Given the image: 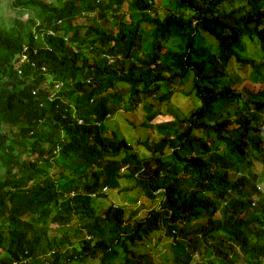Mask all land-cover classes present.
I'll return each mask as SVG.
<instances>
[{"label":"trees","instance_id":"obj_1","mask_svg":"<svg viewBox=\"0 0 264 264\" xmlns=\"http://www.w3.org/2000/svg\"><path fill=\"white\" fill-rule=\"evenodd\" d=\"M12 2L33 9L35 17L12 28L0 26V121L23 125L17 132L0 133V166H5L0 173V264H157L151 251L139 246L160 230L172 235L173 228L177 233L170 244L171 264H251L264 259V193L241 170L256 161L264 164V0ZM131 11L141 16L131 18ZM33 26L52 31L43 35L50 49L34 50L39 44ZM205 34L215 50L199 43ZM25 46L35 64L25 62L19 74L14 62ZM105 53L122 57L108 65ZM153 64L157 74H152ZM42 66L73 85L65 84L61 99L40 107L31 92L48 79ZM187 83L201 104L185 118L190 126L178 133L173 160H157L153 174V164L130 151L121 160L112 159L127 148L125 140L117 133L107 137L105 125L78 124L70 112L72 105L86 123L102 120L120 109L121 102L134 109L153 94L163 101L172 94L169 87L179 93ZM124 86L129 88L123 91ZM95 93L97 99L90 103ZM45 115L49 130L35 133L33 152L16 153L17 146H3L20 144ZM155 117L143 124L149 126ZM61 129L67 138L58 153L62 169L56 179L40 167L41 145L49 142L48 153L54 157ZM127 163L132 165L123 177L139 180L140 192L150 198L138 194L133 205L150 200V207L155 189L166 186L161 207L152 206L141 219L135 218L134 206H116L106 193L88 195L104 185L117 187ZM74 165L86 166L81 181L64 175L63 169ZM142 169L147 173L143 179ZM261 180L264 186V170ZM72 190L75 194L69 195ZM198 191L207 195L199 196ZM252 196L257 197L255 205ZM200 207L209 215L206 224L173 225L182 215L191 218ZM32 215L35 222L29 220ZM47 221L71 227L78 240L49 234ZM47 253L49 257H43Z\"/></svg>","mask_w":264,"mask_h":264},{"label":"rangeland","instance_id":"obj_2","mask_svg":"<svg viewBox=\"0 0 264 264\" xmlns=\"http://www.w3.org/2000/svg\"><path fill=\"white\" fill-rule=\"evenodd\" d=\"M129 0H125V2H128ZM131 18H138L141 16L140 12L133 11L131 14ZM32 16L35 17V11L31 8H21V9H15L11 5V0H3L0 3V23L4 25H10L12 24L14 26L15 20L18 19L20 21H26L29 20ZM90 21H93L95 19V16L87 17ZM84 19H77L76 22L82 21ZM13 26H9L8 28H12ZM24 29L26 31L30 30V26L26 25L24 26ZM84 28L82 29V31ZM27 38V35L24 36ZM199 43L203 44L205 46H208L211 50H215L213 41L211 40L210 36L205 34L199 36ZM249 54L257 57H261L259 53H255L252 51H248ZM146 53H142L141 56H145ZM156 68H153L152 74H155ZM121 85L118 84V87ZM129 88L128 86H124L122 90H126ZM176 88L173 86V92L170 95L169 98L166 100L160 101L158 95H152L149 97H145L142 102L137 103L134 109H130L127 107V105H124L121 110H116V113L113 114L112 118L106 122L107 126L110 128V131L107 132V136H112L113 132H118L119 135L123 136V139L125 142H129L133 146L134 152H138V156L136 155L137 159L142 158V162L146 160L147 157L152 156L153 147L150 148L148 144L146 143H152L154 148L156 149V141L152 142L153 139H155V136H157L158 141L165 138V136L170 135L171 133L176 135L177 130L181 128H184L186 126L184 120H181L183 118H186L187 116L191 115L192 112L200 105V100L195 96V93L191 91L190 83H187L183 85V88L181 92H176ZM185 94L186 96H184ZM190 96V98H189ZM181 100H186L184 103L181 102ZM127 107V108H126ZM158 112V116L155 118L157 121H152V123L145 127L143 126V122H145L147 119V116L153 112ZM177 121H173V120ZM173 121V126H172ZM156 123H166L163 126H157ZM157 130V134H155L154 128ZM159 129H162L163 133H160L162 131H159ZM165 135V136H164ZM151 139V141H150ZM10 146L7 144L5 148ZM9 150V149H8ZM10 151V150H9ZM6 152V150H5ZM165 157L167 160L171 161L172 158L169 155V147L166 146L165 148ZM158 154H162V152H158ZM133 155V153L131 154ZM145 157V159H144ZM51 165V173L55 178H58L59 175V168L53 167L51 163L45 164V166ZM155 167V164L154 166ZM5 166H0V173H4ZM66 176L72 180L79 181V177L82 176L84 172V168L82 166H76L74 168H68L66 167L64 170ZM127 172V169L124 168L121 169L119 179V186L118 187H109V190L107 191L108 198L115 202L116 205L120 206H129V210L133 207V212L136 215L135 218L141 219L144 218L150 210L152 206H159L160 201L162 199V194L160 192L154 191L155 198L153 204L148 207L146 204L149 203L150 200L145 202V205L139 206L140 200L137 201L135 204L134 197L138 194L144 195L141 196L144 200L150 199L147 197L144 193H141L140 186L138 184L139 180H136L134 177L125 178L123 175ZM165 174V172H164ZM14 175V174H13ZM73 186V184H72ZM106 192V190H105ZM139 197V198H141ZM32 221L35 220V217L30 218ZM18 227H21L20 220L18 221ZM48 227L50 228L49 234L52 235V233L57 236L58 238H61L62 236H68L73 241H77L78 238L75 236L76 234H73L71 232V227L69 226H57L56 224H48ZM22 229V228H21ZM170 240L167 239L163 235L162 232L156 233L152 239L144 244H141L139 248L145 252V251H151V253L154 255L157 264H166V259H169V262L171 261V249L169 247ZM49 257V253L46 255H43V257ZM41 259L42 256H39ZM168 262V263H169ZM96 264V263H94Z\"/></svg>","mask_w":264,"mask_h":264},{"label":"clouds","instance_id":"obj_3","mask_svg":"<svg viewBox=\"0 0 264 264\" xmlns=\"http://www.w3.org/2000/svg\"><path fill=\"white\" fill-rule=\"evenodd\" d=\"M3 0H0V3L2 2ZM11 5H12V7L13 8H15V9H21L20 7H15L14 5H13V2H12V0H11ZM132 12L133 11H131L130 12V15L132 14ZM139 12V11H138ZM141 14V13H140ZM147 14H150L149 12H147ZM84 17V16H83ZM85 18V17H84ZM18 21H20V20H18V19H16L15 20V23L16 22H18ZM27 21V20H26ZM23 22H25V21H23ZM0 26L1 27H3V28H8L9 26H13L12 24H10V25H4V24H2V23H0ZM32 29H33V33H34V36L38 39L37 40V43L39 44V46L38 47H35L34 48V50L35 51H37V49L40 47V48H44V49H50V45H48L44 40H43V35L46 33V34H49V33H52V31H50L49 29L47 30H41V31H37L36 29H35V27L33 26L32 27ZM26 50H27V46H25L24 47V51L21 53V54H19L18 55V59L14 62V66H15V68L17 69V71H18V73L19 74H21L22 73V66H23V64L25 63V62H27V63H30L31 64V66L32 65H34L35 63L34 62H32V61H29V58H28V54L26 53ZM142 54V53H141ZM104 57L106 58L105 59V61H106V63L108 64V65H113L114 63H115V61L118 59V58H121L122 57V55L121 54H114V53H105L104 54ZM101 58H103V54H101ZM152 68H156V64H153L152 65ZM42 69H43V71H44V75L47 77L48 76V79H45V82H44V84H43V82L41 83V84H39V85H37L36 87H34L33 89H32V94L35 96V97H38L39 99H40V102H39V105H40V107H43L46 103H48V102H53V101H55V99L56 98H60L61 99V96H60V94H61V92L63 91V88H64V86H65V84H71V85H73V81L72 80H70L69 78H66V79H63V80H60V79H56L55 77H53V75L50 73V71H48V69H47V67L46 66H42ZM155 74H157V69H156V72H155ZM163 74H166V71H163ZM6 79H8V77H6ZM9 81H11L10 79H9ZM48 81H52L53 82V84L51 85ZM121 86H122V84H120ZM120 86V87H121ZM129 86V85H128ZM24 87V85H21L20 86V89L21 88H23ZM117 87H118V85H117ZM120 87H118V88H120ZM165 87V83H163V86H162V88H164ZM10 88L11 89H13V90H15L16 88L13 86V85H11L10 86ZM161 88V89H162ZM169 89L173 92V88L172 87H169ZM111 91V90H110ZM107 92H109L108 90H107ZM97 94L95 93L93 96H92V98L90 99V103H92L94 100H96L97 99ZM153 96H154V94H153ZM196 96V95H195ZM197 97V96H196ZM198 98V97H197ZM199 99V98H198ZM200 100V99H199ZM120 102V101H119ZM200 104H201V101H200ZM120 105H121V108L120 109H118V110H121L122 109V107H124V102H121L120 103ZM71 107V109H70V112H71V114H72V117H73V119L78 123V124H88V125H97V126H102V125H105V127H106V129H107V131L105 132V135L107 136V132H109L110 131V128L107 126V124H106V122L108 121V120H110L111 118H112V116H113V114H115L116 113V110L115 111H113L112 113H108L107 115H106V117H105V119H102V120H96L95 118H93L92 120H91V122H89V123H86V121H85V119L83 118V117H80L78 114H77V108L76 107H73L72 105L70 106ZM127 108V107H126ZM197 109V108H196ZM196 109L194 110V111H196ZM128 110H132V109H128ZM193 111V112H194ZM192 112V113H193ZM156 114V117L158 116V112H156V111H153V112H151L148 116H147V120L145 121V122H148L149 121V119L151 118V116H152V114ZM155 117V118H156ZM154 118V119H155ZM187 118V117H186ZM181 120H184V122L183 123H185L186 124V126L188 125V126H190V122H189V124L188 123H186L185 122V118H183V119H181ZM47 121V119H46V115L45 116H43V117H39V118H37V120L35 121V123L33 124V126H32V128L30 129V131H29V133H28V135H27V137L25 138V139H23V138H20L19 139V143L20 144H16L15 142H11V143H4L3 144V146L4 147H6L7 146V144H9V145H12V146H17V152L16 153H18L20 150L22 151L23 149L24 150H26V153L25 154H30V151L31 152H33V150H35L36 149V146H34V143L38 140V137H36L35 136V133L36 132H42V131H48L49 130V125H48V123L46 122ZM74 121V122H75ZM173 121H177L176 119L175 120H173ZM173 121H172V126H173ZM152 122V121H151ZM144 123V122H143ZM143 126H145L144 124H142ZM185 126V127H186ZM187 126V127H188ZM23 127V125L22 124H18L17 126H10V125H7V124H5V123H3V122H1L0 121V133H2V132H7V133H11V132H17V131H19L20 130V128H22ZM145 127H148V126H145ZM183 126H181V128H179L178 130H177V133H176V135H174V134H170V135H167V136H165V138L164 139H162V140H159L158 141V138H157V136H155V139H153L152 140V142H154V141H156V149L154 148V146H153V144L152 143H146V144H148L149 145V147L150 148H152L153 147V152H152V156H150V157H147L146 158V160H144V161H149V162H151L153 165H152V169H151V174H153V170H154V164L156 163V161L157 160H159L160 158L162 159V161H166V162H171V161H169V160H167L166 159V157H165V148H166V146H168L169 147V155L171 156V153H172V151H174L175 150V148L176 147H174L173 146V144H175V143H178L179 144V142H180V140L178 141V133L180 132V131H182L183 132V130H184V128H182ZM154 128V130L156 131L155 132V134H157V130H156V128L155 127H153ZM193 128V126H191V129ZM159 131H162V129H159ZM113 133H117V135H118V137L119 138H123V136L122 135H119L118 134V132H116V131H112ZM160 133H163V131L162 132H160ZM194 133V135H199L200 134V132H193ZM164 134V133H163ZM204 135V134H203ZM107 137H109V136H107ZM111 137V136H110ZM57 138H58V142H57V146L52 150V154L54 155V157H51L50 156V154L48 153V151L49 150H51V148H50V143L49 142H44L42 145H41V150L43 151V153L41 154L42 156H41V161H40V167H42V168H44V169H46V170H49L50 171V175L53 177V178H55L54 176H53V174L51 173V165H47V166H45V164H47V163H51L52 165H53V167H58L59 168V175H58V178H56V179H59V178H61V175H60V170L62 169L61 167H60V165L58 164V162H57V160H58V158H59V156H58V153H59V151H60V149H61V146H63V142L66 140V133H65V131H64V129H61V131L59 132V133H57ZM60 141H61V144H60ZM150 141H151V139H150ZM126 144H127V148L122 152V153H119L118 155H116V156H112L111 158L113 159H117V160H121V158L124 156V152H126V151H130L131 153H133V155L134 154H137V156H138V152H134V151H132L133 150V146H132V144H130L129 142H126ZM163 144H165V147L164 148H160L159 149V146L158 145H163ZM218 148H220V151H223V146H219ZM11 151V150H10ZM162 152V154H158V152ZM215 151V148H213V150H212V152H214ZM6 152H9V150H6ZM195 155V154H194ZM144 159H145V157H144ZM152 159V160H151ZM132 164L131 163H127V164H125V165H123L122 167H121V169L122 168H124L125 170L127 169V172L125 173V174H127L128 173V171H129V169H130V166H131ZM76 166H82V165H74L73 167H68V168H74V167H76ZM155 166H157L156 164H155ZM169 166H170V164H169ZM168 166V167H169ZM83 168H84V170H86V166L85 165H83L82 166ZM66 168V167H65ZM65 169H63V171H64ZM143 170L144 169H142L141 170V172L143 173ZM178 170H181V168L180 169H178ZM241 170H243V172H244V175L245 176H247V178L248 179H250L251 181H252V184L254 183V184H256V186L258 187V189H259V191H261L262 193H264V186L262 185V180H261V175L263 174V170H264V164H262L261 162H258V161H256L255 163H254V165H252V166H249L248 168H242ZM164 172H165V174H166V171H164V170H162L161 171V173H160V175H164ZM167 173H168V171H167ZM241 172H239V174H240ZM64 175H66L65 174V172H64ZM144 176H147V173H143V174H141V179H143L144 178ZM81 177H83L84 178V172H83V174H82V176ZM125 177V176H124ZM125 178H129V177H125ZM135 178V177H134ZM79 179V181H81V178L79 177L78 178ZM137 180V179H136ZM75 181H77L76 179H75ZM120 181V180H119ZM170 184H174V181H172V182H170ZM119 186V185H118ZM117 186V187H118ZM109 187H111V186H108V185H104V186H102L101 187V189L99 190V191H97V192H89L88 193V195H91L92 197H94V196H96V195H98V194H102V193H106L107 194V191L109 190ZM166 186H161L160 188H157V189H155V191H157V192H160L161 194H162V199H161V201L162 200H164L165 199V190H166V188H165ZM105 190H106V192H105ZM69 193V195H73V194H75V191L74 190H72V191H70V192H68ZM81 193H83L84 194V192L83 191H81ZM155 194V193H154ZM210 194V193H209ZM208 194V195H209ZM198 195L199 196H202V197H204L205 195H207L205 192H202V191H198ZM252 200H253V205H255L256 204V201H257V197L256 196H252ZM161 201H160V204H159V207H161L160 205H161ZM116 206H120V205H116ZM33 216V215H32ZM32 216H30V218L32 217ZM33 217H35V216H33ZM208 217H209V215H208V213L205 211V210H203V208L202 207H200L199 209H196L195 210V212L192 214V216H191V218H188V217H185V215H182V217L178 220V221H176L173 225H177L178 227H183V226H186V225H189V227L190 228H193V227H195V226H198V225H201V224H206L207 222H208ZM29 218V220L31 221V222H35L36 220H37V217H35V220L34 221H32L31 219ZM19 221V220H18ZM20 222H21V220H20ZM40 224H42V223H40ZM47 226H48V224H52V222L51 221H47ZM168 226H169V223H168ZM21 228H22V226L19 228L18 227V231H21ZM160 232H162L163 233V235L165 236V237H167V239H169L170 240V244H173L174 242H175V234L177 233V229L176 228H173L172 229V235H169L168 233H167V230H160ZM88 239H90L91 238V236H88L87 237ZM152 239V238H151ZM148 239H145L144 241H143V243L142 244H144V243H146V242H148L147 241ZM169 247H170V245H169ZM149 251V250H148ZM148 251H146V252H148ZM254 262H256V263H251V264H264V259H254L253 260ZM166 264H171V261L169 262V263H166Z\"/></svg>","mask_w":264,"mask_h":264}]
</instances>
